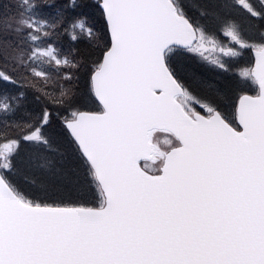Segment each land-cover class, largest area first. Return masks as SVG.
Segmentation results:
<instances>
[{
  "label": "snow or ice",
  "instance_id": "6c2138e0",
  "mask_svg": "<svg viewBox=\"0 0 264 264\" xmlns=\"http://www.w3.org/2000/svg\"><path fill=\"white\" fill-rule=\"evenodd\" d=\"M0 264H264V0H0Z\"/></svg>",
  "mask_w": 264,
  "mask_h": 264
}]
</instances>
